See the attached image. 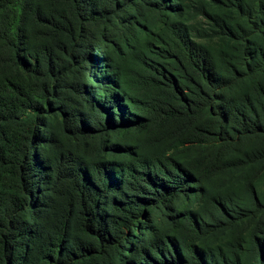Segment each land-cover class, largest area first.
Here are the masks:
<instances>
[{
  "label": "trees",
  "instance_id": "obj_1",
  "mask_svg": "<svg viewBox=\"0 0 264 264\" xmlns=\"http://www.w3.org/2000/svg\"><path fill=\"white\" fill-rule=\"evenodd\" d=\"M0 264H264V0H0Z\"/></svg>",
  "mask_w": 264,
  "mask_h": 264
}]
</instances>
